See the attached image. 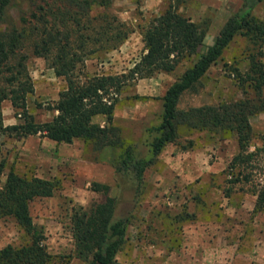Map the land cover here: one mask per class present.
<instances>
[{
    "label": "trees",
    "instance_id": "trees-1",
    "mask_svg": "<svg viewBox=\"0 0 264 264\" xmlns=\"http://www.w3.org/2000/svg\"><path fill=\"white\" fill-rule=\"evenodd\" d=\"M13 1L0 0V24H4L0 28V107L9 100L22 121L5 125L0 119V152L2 137L20 139L31 135L57 143L82 139L95 152L111 148L117 150L113 162L116 174L128 178L139 197L147 170L168 144L177 141L180 126L213 131L223 139L235 137L238 142L239 151L223 171L227 175L224 193L229 197L237 192H251L257 196L253 214L264 213V175L260 170V152L264 147L251 150L256 138L251 117L264 112V19L254 14L261 0H243L208 46L205 39L209 24L193 21L179 10L188 0H170L164 11L151 17L143 28L145 52L128 74L93 75L85 71L86 60L106 48L108 42L115 49L129 37L131 30L119 29L112 34L105 24L95 26L96 18L90 17L91 0H60V3L59 0H29L30 8L21 10L20 21L9 12ZM109 1H99L100 6H107ZM239 36L248 42L244 57L225 62L224 70L227 76L233 77L242 96L181 108L183 95L198 90L211 68L224 60L226 50ZM32 55L45 58L56 75L66 82L58 100L48 107L58 113L45 122H38L29 109L30 95L35 93L28 69ZM186 59H193L192 64L161 97L163 109L159 122L146 128L151 138L147 144L150 156H141L137 143L124 136L123 128L115 124L118 98L111 94L121 92L128 77L173 72ZM243 59L246 67L241 66ZM97 116L106 118L105 126L95 121ZM193 147V140L181 145L183 150ZM5 167L3 159L0 174ZM61 187L57 177L28 176L10 168L5 181L0 183V218H11L27 238L19 246L8 244L1 248L0 264H53L54 255L45 243L43 227L34 222L31 204L36 199L54 196ZM92 188L106 197L90 208H74L71 215L74 255L86 264H118L117 256L127 243L133 217L116 214L117 198L109 195L110 184L94 182ZM168 217L174 228L175 223L191 220L196 215L183 209ZM181 227L178 226L179 230ZM178 246V243L170 246L169 250Z\"/></svg>",
    "mask_w": 264,
    "mask_h": 264
},
{
    "label": "rangeland",
    "instance_id": "rangeland-1",
    "mask_svg": "<svg viewBox=\"0 0 264 264\" xmlns=\"http://www.w3.org/2000/svg\"><path fill=\"white\" fill-rule=\"evenodd\" d=\"M93 1L90 9L91 19L94 17V25L100 27L106 25L107 30L115 34L119 29L127 28L130 31L129 37L118 46L112 49V42H108L106 48L96 51L86 60L85 71L90 74H128L134 68L144 53L142 31L149 22V19L159 15L169 4L170 0H110L107 6H100L99 1ZM61 1L59 0V3ZM243 0H188L180 7V11L199 23H208L209 31L205 39V45L213 42L225 21L241 7ZM14 5L10 9L12 17L20 21L22 11L30 8L29 0H14ZM254 14L264 19V0L257 3ZM108 26H111L110 28ZM4 24H0V28ZM136 45L135 54L131 56L130 66L121 64L120 68L114 70V66L119 61L115 55H120L128 43ZM91 48L95 45L89 44ZM248 42L246 38L239 36L231 44L224 54V60L214 65L209 74L204 78L203 84L198 90L187 92L183 95L180 107L187 109L203 104H214L221 100L239 98L241 91L236 85L233 77H229L224 70L225 62L232 63L234 58H243ZM193 62V59L184 60L173 72H158L151 77L127 78L121 92L111 94L118 98L117 105L127 106L130 115L144 117L142 122L135 123L130 119L115 120V124L123 128V134L130 140L137 143L138 154L150 156L146 128L159 122L161 107L159 103L150 102L149 86L156 83L158 86L166 87L174 82ZM242 67L247 66L243 59ZM122 68V69H121ZM127 68V69H126ZM29 73L34 81L35 93L30 95L29 109L33 112L38 122L51 120L58 113L52 110L49 105H53L59 98V93L66 86L63 78L58 77L55 70L43 57L31 56L28 60ZM171 85V84H170ZM146 93V94H144ZM147 98H141V97ZM152 111L153 113H150ZM17 110L9 100H5L0 107V119L5 125L19 123L21 115H17ZM126 113V112H125ZM141 114V115H140ZM150 120V121H148ZM133 122V123H132ZM251 122L256 133L251 150L257 146L264 147V112L251 117ZM38 135H31L25 138L2 137L3 145L0 152V163L6 161V167L0 174V183L6 179V174L10 168H15L23 175H48L61 180V189L52 197L36 199L31 204V212L34 222L43 227L49 251L54 255L53 264H86V261L76 257L75 240L71 228V215L74 208L91 206L103 201L105 195L100 191L93 190V183L100 182L103 177L111 185L110 194L117 198L118 216L132 215V224L129 226L128 240L123 250L119 254L118 264H150L148 258L153 259L154 255L150 250H169L170 246L180 244L189 237L191 231L188 226L208 224V217L212 215V209L208 203L216 199L215 184L212 183V175L207 170L193 182H166L162 160L158 159L146 172L143 189L139 197L135 194V189L128 178L117 175L114 167V157L117 150L105 148L100 152H95L84 140L77 139L72 144H57L50 148ZM151 139V138H150ZM189 140L194 141L195 150L206 154L208 162H215L217 153L214 143L221 142L228 149L226 156V166L235 155L234 145L236 138L223 139L222 135L207 130H189L184 126L179 127V137L176 142L169 144L167 153H175L181 145L187 144ZM28 145L29 150L38 152L37 157H29L23 152ZM28 148V147H27ZM77 152L79 154H77ZM75 156L70 162L68 159ZM55 156L63 157L62 163L52 172V166L56 162ZM80 158L77 160V158ZM260 170L264 175V151L260 152ZM61 159V158H60ZM73 159V158H71ZM54 162V163H53ZM221 171V173H223ZM39 174V175H38ZM226 175V174H224ZM227 176V175H226ZM211 178V179H210ZM158 180V181H157ZM217 184V183H216ZM224 183L218 186L224 190ZM244 193V192H237ZM183 209L194 213L195 218L184 222L171 224V216L180 213ZM0 222L6 224L12 231V241L9 244L19 246L27 238L22 229L14 223L11 218H0ZM198 222V223H197ZM192 223V224H191ZM190 224V225H189ZM211 224V223H210ZM181 225L179 230L178 226ZM196 227V226H195ZM191 229V228H190ZM209 232V230H208ZM136 245V246H135ZM135 246V247H134ZM179 248L181 246H178ZM176 247V248H178ZM137 248V258H132V250ZM156 248V249H155ZM159 253V252H158ZM164 253V252H163ZM153 255V256H152ZM158 262V261H157ZM155 261L152 264H157ZM246 261H237L235 264H246ZM250 264V263H248Z\"/></svg>",
    "mask_w": 264,
    "mask_h": 264
},
{
    "label": "crops",
    "instance_id": "crops-1",
    "mask_svg": "<svg viewBox=\"0 0 264 264\" xmlns=\"http://www.w3.org/2000/svg\"><path fill=\"white\" fill-rule=\"evenodd\" d=\"M142 42L144 44L143 39ZM135 48L136 45L128 41L122 53L120 55H115V58L119 62L114 66V70L120 68L121 64L128 65L127 68H131L129 67V62L131 56L135 54ZM172 83L173 82L170 84ZM170 84L166 87H163V85L160 87L153 82L149 86V101H156L159 103L158 106L161 107L159 113H162L163 109L161 97ZM150 113L153 112L150 111ZM146 116L147 115L144 117H134L130 115V110L127 109V106H124V104L117 105L115 109V120L120 118L130 119L131 121L135 120L134 122L137 123L139 121L142 122L143 118H147ZM95 121L101 126L106 125V118L104 116L95 117ZM76 140L77 139H75L73 143H75ZM39 141L42 142V144L45 143L50 148L49 150H51V147H56L57 144H72L64 142L57 143L49 138H43ZM221 143L222 145H219L220 142L213 144L216 146L215 150L218 155L215 162L212 163L208 162L205 156L206 154L200 153L198 150H195V148L185 151L176 149L175 153H167L170 147L168 144L160 154L159 159L163 162L161 170L164 171L163 173L165 174V178L163 179L162 177V180L171 183L193 182L207 170L213 174L212 183L215 184V191L213 193L216 194L217 197L211 203H208V205L213 208L212 215L209 216L207 220L211 221L205 225H201V222H199V224H195L194 227L189 224L188 230H190L191 233L189 237H186L182 241L180 248H175L171 252H166V250H150L154 255L153 259H151V257L148 258L149 262H151L150 264L154 261L155 263L158 261L157 264H235L237 261H246V264H264V213L253 214L257 196L251 192H244L235 193L227 197L224 190L218 186L219 183H224L226 180V175L221 173V171L225 168L228 159L225 157L228 149L223 142ZM29 149L28 145L23 149L24 154H27L26 156H38V152H35V149L31 151ZM234 149V153L236 154L239 151L237 140ZM77 154L79 153L77 152ZM60 158L55 156L54 159L58 163L53 162L52 172H54L58 164L60 162L62 163L64 160L63 157ZM74 158L75 156L72 155L68 160L72 162ZM78 159L80 158L78 157L77 160ZM50 175V173L48 175L40 174L39 177L50 179ZM100 182H107V180L100 177ZM14 223L16 224L15 221ZM11 234L12 231L9 227L6 226L5 223L0 222V249L12 241L10 237ZM119 254L117 256L118 260L120 257ZM137 256L138 250L134 248L132 250V258H137Z\"/></svg>",
    "mask_w": 264,
    "mask_h": 264
}]
</instances>
